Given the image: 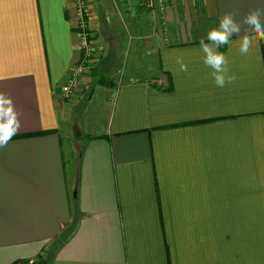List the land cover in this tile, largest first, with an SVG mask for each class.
Masks as SVG:
<instances>
[{
	"label": "crops",
	"instance_id": "crops-1",
	"mask_svg": "<svg viewBox=\"0 0 264 264\" xmlns=\"http://www.w3.org/2000/svg\"><path fill=\"white\" fill-rule=\"evenodd\" d=\"M84 1L92 43L117 30L110 0ZM117 2L138 36L126 13L139 0ZM146 10L162 32L141 69L103 84L92 65L64 99L80 59L72 0H0V89L21 111L0 148V264H264V40L249 58L222 47L236 76L224 89L200 52L226 12L243 35L264 0Z\"/></svg>",
	"mask_w": 264,
	"mask_h": 264
},
{
	"label": "clouds",
	"instance_id": "clouds-1",
	"mask_svg": "<svg viewBox=\"0 0 264 264\" xmlns=\"http://www.w3.org/2000/svg\"><path fill=\"white\" fill-rule=\"evenodd\" d=\"M243 25L247 26L241 35L242 25L234 12H226L219 23L210 28L206 38L200 41V52L203 63L210 68L215 85L224 89L232 84L236 76L230 70L228 55L221 51L223 46L236 45L239 54L249 58L264 40V13L254 10L244 17ZM238 36V40H232ZM181 71L188 70L187 64L181 62ZM3 79V77H0ZM21 111L17 108L13 97L6 90L0 89V148L6 147L21 128Z\"/></svg>",
	"mask_w": 264,
	"mask_h": 264
},
{
	"label": "rangeland",
	"instance_id": "rangeland-1",
	"mask_svg": "<svg viewBox=\"0 0 264 264\" xmlns=\"http://www.w3.org/2000/svg\"><path fill=\"white\" fill-rule=\"evenodd\" d=\"M110 3L116 8L103 10L102 15L105 16L106 23L111 24L112 21H109L111 11L112 15L117 16L116 21L118 26L117 30H111L107 28L106 25H103L100 30L97 29L95 31L97 38L93 43L94 56L92 65L93 67L95 66L93 71H95V74L97 73L96 75H116L117 73L119 74L130 70V68L134 69L138 67L141 69L144 61L147 60L149 51L151 50L145 46L149 44L148 41L157 31L160 33L162 32L161 28L150 26L151 23L146 17L150 15L152 16V14L148 13L149 11L146 10V7L140 5V3L130 2L128 12L126 13L132 18L130 23H137L139 18H141L144 23V27L137 30V36L132 31H129L126 25L123 24V19L120 15L121 13L118 11L119 9H117L120 7L119 2H117V0H110ZM86 7L87 3L84 1V9ZM85 13L86 11H84V14ZM154 18L159 19V15L153 16L152 20H154ZM109 26L110 25H108V27ZM129 27L132 28L133 26ZM144 39L145 43L142 45Z\"/></svg>",
	"mask_w": 264,
	"mask_h": 264
},
{
	"label": "built area",
	"instance_id": "built-area-1",
	"mask_svg": "<svg viewBox=\"0 0 264 264\" xmlns=\"http://www.w3.org/2000/svg\"><path fill=\"white\" fill-rule=\"evenodd\" d=\"M76 16L78 17L77 29L79 31V49L80 59L67 73L65 82L62 85V98H71L76 94L81 85L82 77L85 72L89 73L92 68L93 61V43L90 32L86 27L84 20V1L72 0ZM140 5L150 10H162L164 6V0H139ZM34 259L29 260V264H32Z\"/></svg>",
	"mask_w": 264,
	"mask_h": 264
},
{
	"label": "trees",
	"instance_id": "trees-1",
	"mask_svg": "<svg viewBox=\"0 0 264 264\" xmlns=\"http://www.w3.org/2000/svg\"><path fill=\"white\" fill-rule=\"evenodd\" d=\"M94 72L95 71H92V75L95 76V77H97L96 78V81H98V83L106 84V83L110 82L105 77H102L100 75H95ZM40 133H35V134H40ZM42 133H46V132H42ZM28 262H29V260L25 259V260H16V261L11 262L10 264H29ZM32 264H36V263L33 262Z\"/></svg>",
	"mask_w": 264,
	"mask_h": 264
}]
</instances>
